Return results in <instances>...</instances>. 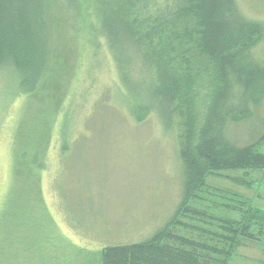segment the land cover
Segmentation results:
<instances>
[{
  "label": "trees",
  "instance_id": "trees-1",
  "mask_svg": "<svg viewBox=\"0 0 264 264\" xmlns=\"http://www.w3.org/2000/svg\"><path fill=\"white\" fill-rule=\"evenodd\" d=\"M121 1L115 0V9L105 8L101 38L107 40L134 118L142 122L153 114L165 130L177 133L184 193L171 219L149 240L103 247L92 256L96 264H232L246 243L264 239V210L239 193L210 187L207 179L231 178L244 186L251 172L264 171V153L258 150L264 145V121L259 139L250 145H234L228 138L229 125L251 119L258 107L255 97H264V67L252 59L264 25L247 19L236 0ZM45 6V0H0V68L15 69L18 95L41 98L55 88L52 100L57 99L59 113L65 110L69 83L65 89L47 79L52 56L43 27ZM49 124L40 135L31 126L16 139L21 141L13 173L15 183L22 180L26 189L12 190L10 207L0 214V264H21L25 254L37 250L45 260L60 254V241L68 244L60 235L46 240L53 252L44 250L42 232L52 233V223L47 214L32 216L27 196L30 189L35 195L41 189L37 174L50 143ZM32 145L37 149L29 160ZM233 172L242 177H230ZM38 228L43 229L38 233Z\"/></svg>",
  "mask_w": 264,
  "mask_h": 264
},
{
  "label": "rangeland",
  "instance_id": "rangeland-1",
  "mask_svg": "<svg viewBox=\"0 0 264 264\" xmlns=\"http://www.w3.org/2000/svg\"><path fill=\"white\" fill-rule=\"evenodd\" d=\"M236 2L247 19L264 25V0ZM45 4L43 27L49 32L52 56L47 79L65 89L69 83L68 96L65 110L56 113L55 88L43 92L41 98L18 95L15 69L0 68V214L10 207L12 190L26 189L22 180L15 183L13 173L21 141L16 140L18 135L31 126L40 135L50 120V143L40 156L43 166L37 174L41 189L36 195L30 189L27 196L34 206L32 216L42 219L47 214L52 223V233L42 232L44 250H52L47 241L60 235L68 244L60 241V254L52 250L45 260L41 250L27 253L21 264H96L93 252L149 240L178 208L184 193V170L177 133L165 130L153 114L142 122L134 118L107 40L101 38L106 30L105 8L115 9V0H45ZM252 59L264 67V38L253 50ZM72 71L75 75L70 77ZM254 100L258 106L254 116L228 127L234 145H250L261 135L264 97ZM65 115L68 144L64 145ZM32 147L29 160L37 149ZM258 150L264 153V145ZM228 174L242 177L241 172ZM233 180L209 177L207 184L239 193L264 210V171L251 172L243 179L244 186ZM261 256L264 239L246 243L232 264H264Z\"/></svg>",
  "mask_w": 264,
  "mask_h": 264
},
{
  "label": "crops",
  "instance_id": "crops-1",
  "mask_svg": "<svg viewBox=\"0 0 264 264\" xmlns=\"http://www.w3.org/2000/svg\"><path fill=\"white\" fill-rule=\"evenodd\" d=\"M263 259H264V257H263V256H261V258H260V261L264 262V261H263Z\"/></svg>",
  "mask_w": 264,
  "mask_h": 264
}]
</instances>
